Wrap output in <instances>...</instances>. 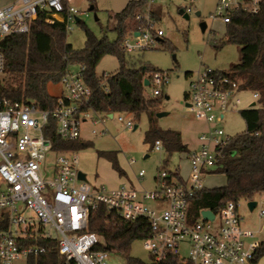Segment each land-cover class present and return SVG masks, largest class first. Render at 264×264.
<instances>
[{
    "label": "built area",
    "instance_id": "2783aa9c",
    "mask_svg": "<svg viewBox=\"0 0 264 264\" xmlns=\"http://www.w3.org/2000/svg\"><path fill=\"white\" fill-rule=\"evenodd\" d=\"M72 1L9 0L0 6V40L8 35L28 33L39 18L47 24L62 23L67 32L72 22L85 14ZM258 3L259 0L243 3L218 0L216 13L211 17L219 16L227 23L231 11L242 8L255 13ZM142 17L149 21L147 13L136 16L137 19ZM138 33V36L132 34L123 39L126 52L146 48L153 42V36L162 35L159 29L155 30V35L148 29ZM130 38L135 40L130 42ZM3 66L0 52V74ZM82 71L83 67H78L63 76L59 82L63 91L51 109H42L33 100L0 97V264H16L20 260L37 264L30 263V259L45 252V247L38 244L41 240L57 243L62 264H110L108 251L99 248L101 237L87 229L89 213L98 204H104L108 211L127 221L147 220L149 233L142 239V246L151 261L180 258L179 249L185 244L187 260L192 264H256L259 241H247L254 237V232L242 227L237 211L239 203L228 201L216 212L201 208L197 215L188 208L194 192L204 187L203 175L217 166L222 147L232 137L218 124L224 120L225 112L239 105L238 93L243 91L241 81L230 72L211 69L187 76L184 100L187 107L196 118L213 125L199 134L198 147L187 151L188 178L179 179V174V177L173 174L176 171L162 170L153 190H136L123 184L106 191L104 187H94L78 178L76 151H56L45 136L51 117L61 139L77 140L81 124L96 114L86 109L91 91ZM167 79L166 73H153L150 79L153 95H160L159 87L166 84ZM251 96L257 101L256 92ZM107 118L103 115L101 121ZM116 119L127 128L132 126L126 114L118 113ZM154 148H162L159 140H155ZM49 154L53 158L47 165ZM143 176L140 170L138 177ZM252 200H256L259 217H264V195ZM147 201L152 206L146 204ZM205 210L213 213L212 219L204 218ZM35 225L39 228L35 229Z\"/></svg>",
    "mask_w": 264,
    "mask_h": 264
},
{
    "label": "trees",
    "instance_id": "16d2710c",
    "mask_svg": "<svg viewBox=\"0 0 264 264\" xmlns=\"http://www.w3.org/2000/svg\"><path fill=\"white\" fill-rule=\"evenodd\" d=\"M146 2L148 0H131L120 11L109 14L106 28L116 34L113 40L105 35L98 38L83 26L85 41L81 49H74L66 41V30L62 23L47 24L43 18H39L28 33L4 37L0 40V52L4 59L0 97L33 100L38 107L51 109L59 95L50 94L48 85L59 83L67 72L74 71L72 67H83V79L91 91L86 109L106 116L109 113L130 114L133 118H138L143 112L154 111L158 99L144 95L143 83L147 80L150 85V79L157 71L143 64L136 67L122 43L127 36L144 29L155 35L153 23L157 20L156 10H146ZM145 13L149 21L143 17L136 18ZM226 43L239 46V60L233 65L232 74L241 81L242 90L258 94L257 105L239 111L244 121V131L232 136L222 147L216 166V172L225 176V183L195 191L188 204L193 215H197L201 208L216 212L228 201L239 203L264 195V0H259L255 13L242 8L231 11L229 21L225 23L224 37L216 46ZM107 55L117 59L118 69L106 77L103 74L99 76L95 69ZM189 74L186 72L185 75ZM55 125L54 119L49 117L45 136L50 139L52 149L76 151L88 146L80 138L73 141L61 139ZM145 139L152 141L151 148L155 140H159L168 153L188 151L177 131L153 130L146 133ZM107 158L113 168L121 172L115 154L110 153ZM173 174L179 177L177 171ZM87 229L101 237L100 249L114 250L126 259L127 264H192L178 257H168L158 262H144L133 257L131 244L148 236L147 220H124L115 212L108 211L104 204H98L90 211ZM38 244L45 247V252L35 259L31 258L30 263L62 264L55 241L41 240ZM262 255L264 241H259L254 262Z\"/></svg>",
    "mask_w": 264,
    "mask_h": 264
},
{
    "label": "rangeland",
    "instance_id": "374dc122",
    "mask_svg": "<svg viewBox=\"0 0 264 264\" xmlns=\"http://www.w3.org/2000/svg\"><path fill=\"white\" fill-rule=\"evenodd\" d=\"M8 1L0 0V6ZM129 1L131 0H73L74 6L80 11H85V14L78 16L80 23L72 22L71 29L66 32V41L74 49L83 48L85 41L83 26L89 28L98 38L105 35L109 40L115 39L116 34L106 28L108 16L123 9ZM217 1L146 2V10L153 8L156 10L157 20L153 23V28L161 30L162 35L153 36V42L146 48H135L127 53V56L132 57L136 67L143 64L166 73L167 83L159 87L161 91L159 96L153 95V85L145 86L144 95L148 98L156 97L158 104L154 107V111L143 112L138 118L126 114L132 120L130 128L117 121L118 113H113L112 118L108 117L105 121H101L102 114H92L81 124L80 139L81 142L88 143V146L76 150L78 156L76 168L85 174L90 185L111 191L125 184L136 190L150 191L155 189L156 178L162 170L177 171L183 179L188 178L190 169L186 160L187 151L168 153L164 147L156 150L154 146L151 148L152 141L146 140L145 135L153 130L177 131L187 150H191L198 147L199 134L213 126L194 116L185 105L184 93L188 88L186 72L195 74L204 69H211L232 73L233 65L239 60L238 45L226 43L216 46L225 33V23L220 17H211L216 13ZM236 1L244 2V0ZM91 5L94 8L89 10ZM185 14L187 17L184 16ZM201 22L206 24L204 31L200 28ZM129 40L133 42L135 39ZM72 68L76 69V67ZM117 69V59L107 55L100 60L95 71L101 76L104 73L112 74ZM47 89L52 95H60L63 91L59 83L49 84ZM251 94L249 90L240 91L239 105L235 110L224 113V120L218 125L225 134L235 136L244 131L245 125L239 111L249 107L252 102L257 105ZM157 112H166V114L159 117L156 116ZM94 120H97L96 124L93 123ZM110 153L115 154L121 172L113 168L108 160L107 155ZM52 158L53 156L49 154L45 163L49 165ZM216 169L217 167L213 166L203 175L204 187L214 188L224 185L225 176L216 172ZM140 170L144 173L142 178L138 177ZM146 204L152 206L150 201ZM237 211L242 218V224L254 232V237L247 241H264V217H259L257 208L250 211L246 201H239ZM26 214L29 216V211ZM34 228L39 227L35 225ZM142 243V240L134 241L130 253L133 257L149 262V253L143 248ZM179 253L180 259L187 261L188 250L185 244L181 245ZM108 256L110 264H127L126 259L114 250L108 251ZM16 264L26 263L20 260ZM256 264H264V255L259 257Z\"/></svg>",
    "mask_w": 264,
    "mask_h": 264
},
{
    "label": "water",
    "instance_id": "95a60500",
    "mask_svg": "<svg viewBox=\"0 0 264 264\" xmlns=\"http://www.w3.org/2000/svg\"><path fill=\"white\" fill-rule=\"evenodd\" d=\"M93 9V6L91 5L90 7H89V10H92ZM196 14H198V12L196 13ZM185 17H187V15L185 14L184 15ZM76 21L78 22L79 21V19H78V17L76 18ZM200 28H201V30L202 31H204L205 30V28H206V24L204 23V22H201L200 23ZM138 32H135L134 33V36H138ZM158 39V38H157ZM143 85L144 86H147V85H149V83H148V81L147 80H144V83H143ZM167 97V96H166ZM254 102H252L251 103V106H254ZM185 105L187 106V103H185ZM166 114V112H157L156 113V116H163V115H165ZM112 116H113V114L112 113H109L108 114V117L109 118H112ZM77 175H78V178L79 179H81V180H86V177H85V174L82 172V171H78V173H77ZM247 207H248V209L250 210V211H252L254 208H255V206H256V200H250V201H247ZM203 216H204V218H209V219H212L213 218V213L211 212V211H209V210H205V211H203Z\"/></svg>",
    "mask_w": 264,
    "mask_h": 264
},
{
    "label": "crops",
    "instance_id": "0c3cea01",
    "mask_svg": "<svg viewBox=\"0 0 264 264\" xmlns=\"http://www.w3.org/2000/svg\"><path fill=\"white\" fill-rule=\"evenodd\" d=\"M187 80H188V78H187ZM85 121H86V120H85ZM85 121H84V122H85ZM84 122H83V123H84ZM259 197H261V196L255 197L254 199H258ZM241 221H242V219H241ZM241 225H242V227L246 228V227L242 224V222H241ZM246 229H248V228H246Z\"/></svg>",
    "mask_w": 264,
    "mask_h": 264
}]
</instances>
